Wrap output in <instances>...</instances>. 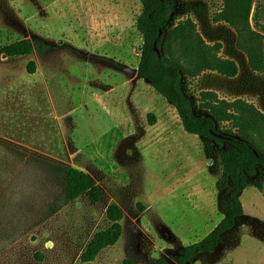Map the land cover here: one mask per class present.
<instances>
[{
	"label": "rangeland",
	"instance_id": "374dc122",
	"mask_svg": "<svg viewBox=\"0 0 264 264\" xmlns=\"http://www.w3.org/2000/svg\"><path fill=\"white\" fill-rule=\"evenodd\" d=\"M177 2L171 25L190 18L207 44H221L219 56L238 65L231 78L208 70L187 79L191 96L214 91L264 112V73L249 68L236 31L214 21L223 0ZM141 8L140 0H0V46L22 39L34 45L30 55L0 56V264H82L93 236L111 225L106 211L114 203L124 212L123 232L94 264L161 257L175 264L183 245L202 240L224 217L229 189L219 192L216 182L228 145L208 150L133 73L143 45ZM173 56L194 66L177 44ZM252 137L264 149V132ZM65 166L86 171L101 201L83 195L60 208ZM257 182L264 186L263 172L240 194L244 213L236 226L192 264H264Z\"/></svg>",
	"mask_w": 264,
	"mask_h": 264
},
{
	"label": "trees",
	"instance_id": "16d2710c",
	"mask_svg": "<svg viewBox=\"0 0 264 264\" xmlns=\"http://www.w3.org/2000/svg\"><path fill=\"white\" fill-rule=\"evenodd\" d=\"M183 1L190 3L195 0ZM140 2L142 8L136 21L137 29L143 36L139 74L175 108L186 132L205 139L208 150L214 145H228V149L223 150L219 156L222 172L216 182L219 192L229 189L223 203L224 217L202 240L183 245L176 256L175 264H192L202 253L216 249L223 235L236 226V221L244 213L240 194L248 187L250 177L259 172L264 173V149L252 137V133L264 132V112L245 99L225 100L209 90L202 91L194 99L187 88V79L195 78L208 70L231 78L238 73L237 63L219 56L221 44H207L190 18L171 25L177 0ZM214 21L225 22L236 31V45L247 55L249 68L254 72L264 73V0H223L222 8L215 14ZM155 42L162 50V55L154 49ZM36 44L44 46L42 41H37ZM176 44L187 58L194 61L193 67L183 66L173 56ZM33 49L34 45L30 40L22 39L0 46V56L30 55ZM28 70L35 73V61L29 62ZM148 117L150 124L156 122L153 114H148ZM224 123L229 126L223 127ZM62 169L66 185L60 208L83 195L92 203L101 201L102 189L86 171L74 166ZM256 188L264 196L261 182L256 183ZM106 215L111 225L93 236L80 255L82 264H94L99 253L104 248L115 245L122 235V208L116 203L111 204ZM122 264L139 263L125 258ZM154 264L172 263L161 257Z\"/></svg>",
	"mask_w": 264,
	"mask_h": 264
},
{
	"label": "water",
	"instance_id": "95a60500",
	"mask_svg": "<svg viewBox=\"0 0 264 264\" xmlns=\"http://www.w3.org/2000/svg\"><path fill=\"white\" fill-rule=\"evenodd\" d=\"M154 49L156 50V52H157L159 55H162V50L157 46V42L154 43ZM3 56L6 57V55H3ZM136 72L139 73L138 68H136V69L133 70V73H136Z\"/></svg>",
	"mask_w": 264,
	"mask_h": 264
}]
</instances>
